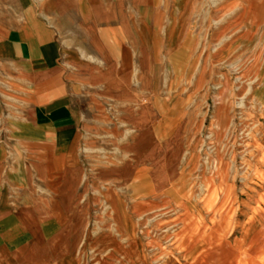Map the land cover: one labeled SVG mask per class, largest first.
I'll use <instances>...</instances> for the list:
<instances>
[{
    "label": "crops",
    "instance_id": "1",
    "mask_svg": "<svg viewBox=\"0 0 264 264\" xmlns=\"http://www.w3.org/2000/svg\"><path fill=\"white\" fill-rule=\"evenodd\" d=\"M167 1L168 19L161 0H0V257L65 252L88 168L158 194L188 100L159 74L203 61L194 32L216 17Z\"/></svg>",
    "mask_w": 264,
    "mask_h": 264
},
{
    "label": "rangeland",
    "instance_id": "2",
    "mask_svg": "<svg viewBox=\"0 0 264 264\" xmlns=\"http://www.w3.org/2000/svg\"><path fill=\"white\" fill-rule=\"evenodd\" d=\"M161 1L168 19L175 10ZM200 1L185 18L216 16L187 24L202 32L203 61L159 74L178 84L160 92L188 100L183 146L163 150L158 194L140 200L138 185L88 168L65 252L0 264H264V0Z\"/></svg>",
    "mask_w": 264,
    "mask_h": 264
}]
</instances>
